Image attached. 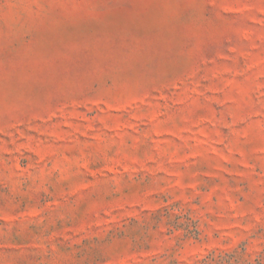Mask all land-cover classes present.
I'll return each mask as SVG.
<instances>
[{
    "label": "rangeland",
    "instance_id": "obj_1",
    "mask_svg": "<svg viewBox=\"0 0 264 264\" xmlns=\"http://www.w3.org/2000/svg\"><path fill=\"white\" fill-rule=\"evenodd\" d=\"M0 264H264V0H0Z\"/></svg>",
    "mask_w": 264,
    "mask_h": 264
}]
</instances>
